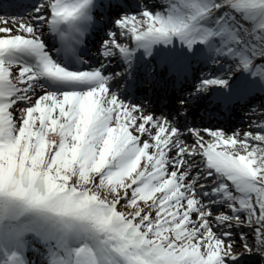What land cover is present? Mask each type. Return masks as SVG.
Returning a JSON list of instances; mask_svg holds the SVG:
<instances>
[{"label": "snow or ice", "instance_id": "6c2138e0", "mask_svg": "<svg viewBox=\"0 0 264 264\" xmlns=\"http://www.w3.org/2000/svg\"><path fill=\"white\" fill-rule=\"evenodd\" d=\"M0 264H264V0H0Z\"/></svg>", "mask_w": 264, "mask_h": 264}]
</instances>
